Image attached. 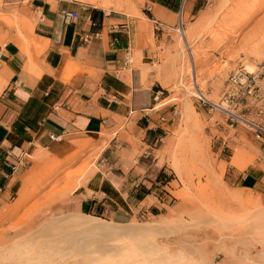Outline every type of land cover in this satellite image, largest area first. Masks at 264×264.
<instances>
[{"label":"rangeland","instance_id":"obj_1","mask_svg":"<svg viewBox=\"0 0 264 264\" xmlns=\"http://www.w3.org/2000/svg\"><path fill=\"white\" fill-rule=\"evenodd\" d=\"M31 1L0 0V45L15 43L32 64L47 41L35 35ZM68 1L144 18L143 45L154 60L150 72L167 88L157 111L167 112V119L156 118L166 123L163 131L138 134L133 124L121 123L117 171L129 174L132 169L138 188L150 196L126 224L83 214L117 226L118 233L59 228L54 224L58 219L79 214L59 209L60 202L90 176L112 170V164L102 154L104 147L93 141L68 163L40 150L29 158L34 167L24 178L25 194L0 204V264H107L109 259L116 264L246 263L256 255L251 247L264 246V228L252 215L264 207L256 192L238 188L237 179L240 171L264 168V144L240 120L264 124V0H200L194 10L186 2L175 27L155 32L142 14H148L147 0ZM7 83L0 67V94ZM185 114H190L188 122ZM248 198L251 206L245 204ZM131 225L161 233L146 240L120 233ZM207 255L210 261L204 263Z\"/></svg>","mask_w":264,"mask_h":264},{"label":"crops","instance_id":"obj_2","mask_svg":"<svg viewBox=\"0 0 264 264\" xmlns=\"http://www.w3.org/2000/svg\"><path fill=\"white\" fill-rule=\"evenodd\" d=\"M199 1L147 0L149 15L142 14L154 32L169 30L186 2L194 10ZM31 9L35 35L47 41L32 64L15 43L0 45V67L8 81L0 94V204L25 194L23 181L35 153L65 161L79 150L77 141H93L104 147L112 170L90 176L58 208L129 223L150 195L140 191L144 188H138L132 169L117 171V129L124 122L133 124L136 134L163 131L161 120L167 119V112L157 111L167 88L150 72L154 60L143 45L144 18L68 0H32ZM66 11L78 13L79 20L68 22ZM237 179L238 188L256 192L264 207V168L240 171Z\"/></svg>","mask_w":264,"mask_h":264},{"label":"bare ground","instance_id":"obj_3","mask_svg":"<svg viewBox=\"0 0 264 264\" xmlns=\"http://www.w3.org/2000/svg\"><path fill=\"white\" fill-rule=\"evenodd\" d=\"M91 2H93V1H91ZM34 44V43H33ZM255 72V69L254 68H252V67H249L248 68V73H250V74H253ZM5 86V85H4ZM2 89V88H1ZM191 108H193V107H191ZM227 112V111H226ZM190 114H185V119L187 120V122H188V120H191V118H190V116H189ZM240 120L242 121V122H245L246 124H248L252 129H253V127H252V125L253 124H255V123H251V122H248V121H246L245 119H243V118H240ZM186 122V121H185ZM257 124V123H256ZM255 124V125H256ZM264 127V126H263ZM71 144V143H70ZM91 144V141H77L76 142V145L79 147V148H81V150H80V152L79 153H77L76 152V154L74 155V156H72V157H70L66 162L68 163V162H70V161H72V160H76L77 159V157H78V155L81 153V151L82 150H85L87 147H89V145ZM76 146V147H77ZM74 147V146H73ZM39 154V153H38ZM35 157V156H34ZM43 158V157H42ZM63 164V163H62ZM61 164V165H62ZM65 164V163H64ZM177 173H179L178 171H177ZM180 174V173H179ZM81 184V183H80ZM241 200V199H240ZM244 202V201H243ZM246 205H252V202H251V199H249L248 198V200L246 199V203H245ZM252 212V211H251ZM252 215H253V218H255V220H256V222L259 224V227H260V229H263L264 228V209L263 210H259V209H254V211L252 212ZM71 216H81V217H83V218H73V217H71ZM215 216V215H214ZM67 217V218H66ZM66 217H64L63 216V218H61V219H58L57 220V223H54L55 225H57V227H59V228H64V229H80V230H83V231H87V232H90V233H97V234H108V233H111L112 231H117V233H118V230L119 229H117V226H116V228L114 227L115 225H110V224H108V223H106V221H103V220H101V219H97V218H93V217H89V216H86V215H83V214H68ZM71 217V218H70ZM218 217V216H217ZM243 218V217H242ZM246 218V217H245ZM252 218V219H253ZM218 219H220V218H218ZM231 219V218H230ZM214 220V219H213ZM202 221V219L199 221V223ZM216 221V220H215ZM226 222H227V220H225ZM224 221V222H225ZM226 222L225 223H223L224 225L226 224ZM196 224V223H195ZM214 224V223H213ZM52 225V227L53 226H55V225H53L52 223L51 224H49V226H51ZM177 225H181V224H177ZM177 225H175V226H177ZM221 224H219V226H220ZM48 226V227H49ZM132 226V225H131ZM131 226H130V228H127V229H124V230H121L120 231V233L122 232V231H124L126 234H130V235H132V237L133 236H138V237H142V239H143V237H144V239L145 238H147L148 236H151L150 234H152V233H161V230H155V229H152V228H145V227H143L144 225H140V226H142V227H133V228H131ZM135 226V225H134ZM138 226V225H137ZM146 226V225H145ZM171 226V225H170ZM173 226V225H172ZM171 226V227H172ZM188 226V225H187ZM190 226V225H189ZM210 226V225H209ZM225 227V226H224ZM258 227V226H257ZM51 228V227H50ZM153 228H155V226L153 227ZM173 228H174V226H173ZM176 228V227H175ZM45 229H46V227H45ZM184 229V228H183ZM226 229V228H225ZM170 231H172V230H170ZM176 231V230H175ZM113 233V232H112ZM125 234V235H126ZM160 235V234H159ZM183 236V235H182ZM135 237V238H136ZM137 237V239H139ZM131 238V237H130ZM134 239V238H133ZM132 239V240H133ZM149 239H150V237H149ZM153 239V238H152ZM146 240V239H145ZM150 241H152L151 239H150ZM158 243V242H157ZM262 245H264L263 243H262ZM118 246V245H117ZM114 246L113 247V249H117L118 247H121V246ZM186 246V245H185ZM209 246V245H208ZM224 246V245H223ZM11 247V246H10ZM249 247V246H248ZM6 248V247H5ZM162 248V247H161ZM202 248V247H201ZM235 249V248H234ZM248 249H250V248H248ZM251 249H255V252H256V255H253V257L252 258H247L245 261H247L246 263L244 262V264H264V246H263V248H261V247H257V248H252L251 247ZM159 250V249H158ZM227 250V249H226ZM242 250V249H241ZM215 251V250H214ZM219 251V250H218ZM250 251V250H249ZM252 251H254V250H252ZM158 252H160V251H158ZM235 252V251H234ZM248 252V251H247ZM118 253V252H117ZM220 253V252H219ZM235 253H238V252H235ZM242 253V252H241ZM156 254V253H155ZM159 254V253H158ZM216 254V253H215ZM214 254V255H215ZM221 254H222V252H221ZM225 254V253H224ZM228 254V253H227ZM229 254H231V252L229 253ZM228 254V255H229ZM243 254V253H242ZM1 255V254H0ZM112 255V254H111ZM121 255V254H120ZM193 255V254H192ZM195 255V254H194ZM219 255V254H218ZM223 255V254H222ZM235 255V254H234ZM233 255V257H236V256H234ZM249 255V254H248ZM163 256H164V259H165V255H162V256H159L160 257V259L161 260H163ZM220 256V255H219ZM3 257V256H2ZM8 257V256H7ZM110 257V256H109ZM180 257V256H179ZM186 257H188L189 258V254H187V256ZM207 257H209L208 255H207ZM207 257H205L204 258V263H205V261H207L208 262V260L210 259V257L209 258H207ZM216 257H218V256H216ZM230 257V256H229ZM228 257V258H229ZM232 257V258H233ZM240 257V256H239ZM11 258V257H10ZM13 258V257H12ZM97 258V257H96ZM153 258H155L154 256H153ZM194 258H195V256H194ZM199 258V257H198ZM198 258H197V260H198ZM203 258V257H202ZM211 258H213V259H216L214 256L213 257H211ZM231 257H230V259H232ZM158 259V258H157ZM166 259H167V257H166ZM173 259V258H172ZM175 259V258H174ZM191 259V258H190ZM189 259V260H190ZM196 259V258H195ZM199 259H201V258H199ZM230 259H228V260H230ZM235 259V258H234ZM93 260V259H92ZM159 260V259H158ZM168 260V259H167ZM184 260V262H185V258L183 259ZM139 261V260H138ZM175 261V260H174ZM182 261V260H181ZM192 261H194L195 263H197V261L196 260H194V259H192ZM199 261V260H198ZM210 261V260H209ZM240 261V260H239ZM150 262V261H149ZM171 262V261H170ZM200 262V261H199ZM198 262V263H199ZM227 262V261H226ZM108 263H110V264H116L115 262H114V260L113 259H109L108 260ZM107 263V264H108ZM118 263V262H117ZM157 263V262H156ZM167 263V262H166ZM165 263V264H166ZM172 263V262H171ZM182 263H183V261H182ZM186 263V262H185ZM189 264H190V262H188ZM197 263V264H198ZM201 263V262H200ZM237 263H238V261H237ZM149 264V263H148ZM164 264V263H163ZM194 264V263H193ZM201 264H203V262L201 263Z\"/></svg>","mask_w":264,"mask_h":264},{"label":"built area","instance_id":"obj_4","mask_svg":"<svg viewBox=\"0 0 264 264\" xmlns=\"http://www.w3.org/2000/svg\"><path fill=\"white\" fill-rule=\"evenodd\" d=\"M64 15H65L66 20L68 22L76 21V20H79V18H80V15L78 13H71V12H67L66 11V12H64ZM128 61H130V60H128ZM234 84L244 85L245 83L236 80V81H234ZM252 127H253L252 131H253L255 139L264 143V127L262 125H260V124H256V125L253 124ZM51 139L58 141V140H60V137L52 136Z\"/></svg>","mask_w":264,"mask_h":264},{"label":"trees","instance_id":"obj_5","mask_svg":"<svg viewBox=\"0 0 264 264\" xmlns=\"http://www.w3.org/2000/svg\"><path fill=\"white\" fill-rule=\"evenodd\" d=\"M161 1H165V0H161Z\"/></svg>","mask_w":264,"mask_h":264}]
</instances>
